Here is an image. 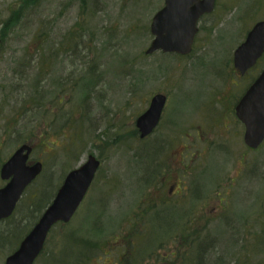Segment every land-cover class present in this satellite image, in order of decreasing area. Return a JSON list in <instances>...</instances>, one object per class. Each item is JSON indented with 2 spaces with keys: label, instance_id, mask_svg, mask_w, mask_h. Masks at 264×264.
<instances>
[{
  "label": "rangeland",
  "instance_id": "rangeland-1",
  "mask_svg": "<svg viewBox=\"0 0 264 264\" xmlns=\"http://www.w3.org/2000/svg\"><path fill=\"white\" fill-rule=\"evenodd\" d=\"M163 1L0 0V25L20 11L7 42L0 47V167L32 134L31 160L42 163L40 177L46 174L40 184H46L49 177L51 190H55L53 199L66 174L84 163L88 155L100 161L96 179L77 212L52 234L60 236L64 228L83 230L84 236L100 247L107 245L91 264H120L125 252L121 247L112 253L110 250L121 243L124 233L134 235L135 249L129 254L134 264H264L260 240L259 253H254L256 248L248 252L254 245L252 236L264 230V142L259 149L248 150L243 143V126L233 114L236 100L256 72L241 77L232 66L233 51L254 23L264 21V0H217L214 11L199 23L189 56H146L152 40L151 19ZM80 28L84 32L79 39L67 41L71 38L68 32L72 30L77 37ZM38 42L44 43L40 54ZM63 42H79L78 56L55 55ZM49 56L52 63L48 68ZM41 60L46 61L44 66H40ZM87 61L91 63L81 68ZM46 68L45 102L51 98L55 78L72 74L65 82L69 87L75 76L95 69L97 86L86 100L83 114L72 116L78 122L85 120L88 129L84 133H90L81 135L87 143L73 155L66 154L73 127L68 124L57 133L61 124L53 123L50 114L57 110L49 107L44 118L31 112L13 127L19 120L16 112L21 103L30 106L31 87ZM155 94L167 97L163 117L150 139H135V120ZM79 97L74 93L62 111L69 112ZM87 135L107 137L110 146L101 141L92 143ZM181 161L184 169L191 170L184 179L187 203L147 204L151 193L147 173L176 171L182 168ZM40 177L25 198L35 192ZM172 177L175 173L162 186L171 184ZM4 184L0 180V188ZM21 211L17 209L11 221L0 224V230L19 225L29 231L34 214L22 221ZM180 218L183 226L192 223L202 237L190 255L172 257L169 254L176 249L182 250L185 237L174 242L165 233L176 229ZM92 226L99 229V236ZM52 235L47 248L54 253L59 250L53 249L56 240ZM9 250L8 245L0 247V264L13 252Z\"/></svg>",
  "mask_w": 264,
  "mask_h": 264
},
{
  "label": "water",
  "instance_id": "water-1",
  "mask_svg": "<svg viewBox=\"0 0 264 264\" xmlns=\"http://www.w3.org/2000/svg\"><path fill=\"white\" fill-rule=\"evenodd\" d=\"M216 0H164L163 7L153 16L149 31L152 41L145 51L150 56L163 54L189 55L198 32L199 19L211 14ZM264 57V21L256 22L244 41L234 50L233 67L244 75ZM166 104V97L155 94L144 113L135 120L140 139L149 136L157 127ZM236 119L242 124L243 143L256 150L264 142V67L248 86L234 107ZM33 145L22 144L0 168V179L6 184L0 188V221L9 218L25 189L41 174V162L28 163ZM100 167L93 155L84 163L69 171L63 179L51 203L24 236L17 249L4 264H34L41 254L47 236L58 223L70 222Z\"/></svg>",
  "mask_w": 264,
  "mask_h": 264
},
{
  "label": "trees",
  "instance_id": "trees-1",
  "mask_svg": "<svg viewBox=\"0 0 264 264\" xmlns=\"http://www.w3.org/2000/svg\"><path fill=\"white\" fill-rule=\"evenodd\" d=\"M28 1L33 2L35 0H28ZM25 3L27 2L25 1ZM84 6H85L84 2L82 1L81 7H84ZM19 14H20V11H17V16H15L14 13H12V16L5 22H2V24L0 25V47L2 46L4 42H7V39L11 33L12 24L15 22L16 23L18 22ZM76 27H80L79 23H77ZM83 32L84 30L80 28L79 35L75 37L74 34L72 33V30L69 31L68 34L71 36V38H69L67 41L78 40L80 37V34ZM43 44H44L43 42H38V48H37L38 54H40V51H42ZM75 44H77V47L73 48ZM78 44L79 42H63L61 44L60 51L57 50V53L55 55H58L60 52H62L63 54L60 53V55H64L65 57L66 56L67 57H77L78 55H77L76 50L79 47ZM41 58H45V57H41ZM47 59H48L49 64L45 63L46 61H43V60H41V63L44 62L45 67L49 68L51 67V63H52V62L50 63L49 61L50 56ZM77 62H81V61L78 59ZM44 63L40 64V66L42 65L44 66ZM71 63L74 64V62H71ZM86 63L90 64L91 62L89 61L82 62V65L80 67L82 68V66L85 65ZM263 63H264V60L261 58L259 60V63L256 65V67L253 68L251 71L256 72V75H257L258 72L261 71V67L263 66ZM94 71L95 69L93 71L88 70V75L75 76L74 79H71L69 87L67 86V84H65V82H66V79L72 74H68L67 76H64V77L55 78V80L51 82V86L54 83L53 91L49 92V96L51 98H49L50 100L48 99L47 102H45L46 98H44V94H43L44 93L43 80H44L45 74L47 73V68H46V71L42 69L39 72L36 79L34 80V84L31 87L32 94H31V98L28 99V103L30 104V106L27 107L25 106L24 102L21 103V107L16 112V114H18L19 116V120H15V125H13V127L16 128V125H18L20 120H22L24 117H26L31 112H36V114H40L41 118H44L48 114L49 107L52 108V110L53 109L57 110L55 113H53V111L50 112V114L53 115L52 116L53 123H55L56 125L61 124L59 130L58 131L56 130L57 133L60 132V129L64 130L65 128H67L68 124L71 125V128L73 127L72 131H73L74 136L72 137V141L69 144V148H68L69 151L68 153H66V154L73 155V152L78 150L82 144L87 143L86 139L82 141L81 135L82 134L86 135L90 133V131L87 133H84V131L88 129V127L85 128V125H86L85 120H83L82 122H78V121H75V119H73L72 116L74 115L75 112L81 113V115L83 114L82 109L85 105V102L90 97V93L92 92V90L96 88L97 86V77L93 74ZM256 75H253L250 80L253 81ZM76 92L80 94L79 103L72 104L71 110L69 112H63L62 109L64 108V103L67 102L68 98H69L68 103H70L71 98L74 96V93ZM67 94L70 96L68 97ZM61 104L63 106L60 109ZM59 111L60 113L58 115ZM61 119H65V121ZM56 129H58L57 126H56ZM20 131H21V134H24V132L26 131V126L24 129L23 128L20 129ZM132 134L135 135V130L132 132ZM132 134L130 133L131 137L133 138L134 136ZM134 138L136 139V137ZM87 140L92 141V143L94 142L98 143L99 141H101L102 144L110 146V144L108 143L107 137H104V139H101L100 136L98 135H87ZM33 141H34V137L32 136V134H30L26 138L23 139L22 144L30 142L31 144H33V151H34ZM30 162H34V160L30 159ZM45 174L42 175L41 177H40L41 174L39 175L40 177L39 182H38L39 186H36L37 189L35 190V192H33L29 197L25 198L30 187L35 184L34 183L35 181H34L33 184H31L24 192L23 196L18 202V205L14 213L8 219L1 221L0 224L11 221L17 209L19 210L20 208L22 210L21 212H23V215L21 216V220L26 221L29 219V216H28L29 214L30 215L34 214V217H32L33 220L30 223H31V226L35 224L36 220L39 218L43 210L50 204L52 200L51 197L55 191V190H51L52 188L50 185L51 183L49 181V177H47L48 182L46 184L45 183H43V185L40 184V180L44 178ZM147 178H148V173H147ZM140 179H143V176L140 177ZM26 204H30V205L27 206ZM148 209L151 210V206L148 207ZM58 225L63 227L64 224L60 223ZM58 225H56L50 232L46 240L44 249L34 264H91L92 259L100 256V254H102L103 249L108 247L105 244L103 245L105 247H100V245L97 244V242H93L90 240L91 238L85 237L83 234V230H78L77 232H75L74 230H71V229L66 230V228H64L62 229L60 236L57 233L52 235L54 233L53 231ZM189 226H190L189 229H185V238H184L185 240L183 244V249H185V251L184 252H182L181 250L177 251L178 252L176 253L177 257L182 256L183 254L190 255L192 253L193 246L199 243L200 242L199 239H201L202 237V234H200L199 231L197 232L196 230H193V226H191V224H189ZM90 229H93L95 231L94 234L96 236H99V229L93 228V226ZM27 232H26V229L19 227V225H8L6 230H0V247L8 245L10 247L9 251L11 250L14 251L17 248L20 241L22 240L23 238L22 236H24V234H26ZM51 235H52L53 240H56V243L53 249H58L59 250L58 252L53 253L54 250H52L51 252L47 248L48 240L51 237ZM252 237H254L255 239L254 245L250 246L252 251H249V248H248V252L253 253V250L256 248L257 251L254 253L258 254L259 247H260L259 245L260 241L263 244L261 251L264 252V230L262 232L255 233L254 236ZM120 239L122 241L121 243L117 244L118 248L112 247V249L110 250V253L117 251L121 247L120 249H122L125 253L121 256V260L119 261V263L120 264H134L135 262H133V260H131V257H129L130 252L133 251V248H134L133 243H132L134 240V235L133 234L126 235L124 233V234H121ZM204 241L205 240H203V242ZM197 250L199 251V249ZM173 253H175V251L172 252V254ZM171 256L175 257V255H171ZM40 259L41 261L39 262Z\"/></svg>",
  "mask_w": 264,
  "mask_h": 264
},
{
  "label": "flooded vegetation",
  "instance_id": "flooded-vegetation-1",
  "mask_svg": "<svg viewBox=\"0 0 264 264\" xmlns=\"http://www.w3.org/2000/svg\"><path fill=\"white\" fill-rule=\"evenodd\" d=\"M204 17L205 16H203L200 19L201 20L200 22H202V19ZM194 42H196V39L194 40ZM258 63H259V61L256 63V65ZM256 65H255V67H256ZM255 67H253V68H255ZM261 69H262V67H261ZM235 72L238 75H240L238 73V71H235ZM251 77H249V80L251 79ZM133 95H135V94H133ZM152 96L148 100V106H149V101L152 98ZM166 100H167V97H166ZM164 108H165V106H164ZM163 114L164 113L162 111L161 119L163 117ZM161 119H160V121H161ZM160 121H159V123H160ZM158 125L153 130V132L148 137H146L143 140L150 139L153 136V134L156 132V130L158 128ZM135 137L136 138L138 137V139H139V133L137 132L136 129H135ZM180 165H182V168L181 169L177 168V169H175L176 171H173V170H164V171L158 172V173L154 171L157 175H151V174L149 175V188H151V190H150L151 193H150V196H149V202H150V204H186L187 203V200L186 199L188 198V195L185 192H187L186 188L188 186L184 184V179L186 177H188V173H190L191 170H188L187 171V169H184L183 168V162L182 161H181V163H179V166ZM177 171L180 174L176 173ZM172 173H175V177L170 178L171 180H173V182L171 184H169V185L162 186L164 184V182L166 181V179H169V177L172 176ZM198 188H199V185H198L197 189ZM161 192L163 193L162 195H160ZM156 193H158V194H156ZM153 194H154V197H153ZM155 199L158 200V201H156ZM183 221L184 220L182 218L178 219V221L175 223V228L176 229H173L170 232L169 231L166 232L165 233L166 237L170 236L171 240L174 241V242L177 241V239H179L181 237H185V229H189L190 226H189V224H187V225L185 224L183 226V224H182ZM187 221H189V218L187 219ZM177 251L178 250L176 249L175 250V253L170 254V255H176V253H178Z\"/></svg>",
  "mask_w": 264,
  "mask_h": 264
}]
</instances>
